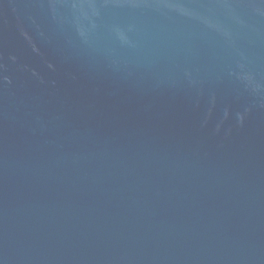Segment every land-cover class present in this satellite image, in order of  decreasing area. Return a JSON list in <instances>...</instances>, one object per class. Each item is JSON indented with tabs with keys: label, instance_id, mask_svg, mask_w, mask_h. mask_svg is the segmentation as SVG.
Returning a JSON list of instances; mask_svg holds the SVG:
<instances>
[{
	"label": "water",
	"instance_id": "water-1",
	"mask_svg": "<svg viewBox=\"0 0 264 264\" xmlns=\"http://www.w3.org/2000/svg\"><path fill=\"white\" fill-rule=\"evenodd\" d=\"M0 264H264V0H0Z\"/></svg>",
	"mask_w": 264,
	"mask_h": 264
}]
</instances>
